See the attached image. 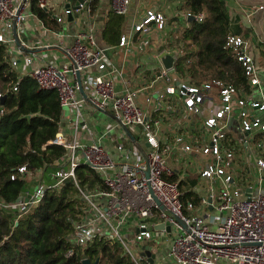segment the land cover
<instances>
[{
	"label": "built area",
	"instance_id": "built-area-1",
	"mask_svg": "<svg viewBox=\"0 0 264 264\" xmlns=\"http://www.w3.org/2000/svg\"><path fill=\"white\" fill-rule=\"evenodd\" d=\"M31 1L0 0V43L7 47L10 66L15 72L18 62L10 59L11 44L18 39L21 25L32 15L29 12ZM94 1L82 0L75 5L69 3L54 16L62 25L55 31L60 40L58 45L68 61L60 64H38L28 75L35 79L40 89L56 90L62 107L75 106L79 116L81 103L104 112L111 111L114 126L122 132L118 135L117 146L120 157L115 160L101 140L83 144L77 139L70 142L63 133L57 135L51 142L63 145L67 153L55 162L59 167L51 174L54 178L52 184L38 183L27 200L24 195L13 203L0 200V207L15 208L19 211V216L27 213L42 200L47 188L60 189L65 179L75 178L76 169L80 165H86L100 173L106 189H81V195L88 203L90 211L77 225L74 241L76 245H87L95 236L105 235L112 242H120L134 264H150L147 256L141 254L144 251L141 244L146 243L154 256V264H165V257H159L160 249H156L160 241L168 242L171 236L173 245L167 258L175 261V264H264V196L254 195L257 186H264V121L254 113L256 108L264 111V79L260 76L257 62L250 52L249 41L233 33L227 37V46L244 66L245 76L249 80V91L234 83L215 79L204 84L181 80L178 86L169 84L156 92L159 99L175 94L180 96L189 112L201 113L204 111V104L209 108L208 116L203 120V129L209 134L210 142H190L183 146V151L209 156V163L200 167L201 177L220 180L222 188L216 189L212 186L209 197H202L199 206L193 201L185 205L182 201L181 181L173 178L176 171L168 160L172 144L161 142L158 138L163 122L149 118L137 103L136 99L144 89L118 93L111 77L93 71H104L109 64L107 53L97 44L96 29L90 22L76 30L72 43L67 45L63 42L66 18L74 11L90 10ZM109 2L114 12L122 15L130 7V0ZM37 4L45 10L50 7L48 0H38ZM259 8L264 9V5ZM33 15L39 17L36 13ZM190 15L189 12L188 16ZM194 17L203 21L206 13L200 12ZM153 20L160 28L164 27V17L149 11L147 17L135 25L134 30L150 32V22ZM131 38L130 34L122 36L120 44L128 46ZM19 46L18 51L23 53L29 48H37L23 42ZM50 46L40 45L38 48L46 49ZM35 55L36 51L26 54L29 64L33 62ZM182 55L180 49L175 50L176 60ZM116 71L115 68L112 70ZM166 74L164 71L163 75ZM13 88L16 90L18 87L13 85ZM214 89L218 91L217 99L211 95ZM79 91L82 93L80 98ZM256 93H260L261 97ZM5 94L6 91L0 88V98ZM151 99L152 96L147 101L150 102ZM236 110L238 112L235 114ZM4 113L5 108L0 104V118ZM233 115L239 123V146L227 145V134L233 123ZM139 127L149 144L148 151L132 144L136 141L133 132ZM83 128L88 130L87 125H83ZM256 131L261 132L259 140H256ZM90 134L94 136L95 132L90 130ZM109 134L110 131H106L104 135ZM182 140L181 136H177L173 142ZM256 141L258 151L253 153V158L257 176L255 180L246 183L243 179L244 173L251 171H238V154L240 146H244L246 152H252ZM127 143L132 144L131 148H128ZM19 172L23 176L32 173L28 165L19 167ZM15 177L13 174L12 180ZM247 188H252L251 200L245 196ZM241 194L244 195V200L235 201L231 212L227 214L232 197H240ZM209 206L213 208L211 213L196 212ZM134 223V239L140 244L137 251L130 247L122 234V228ZM159 223H164L165 226L157 230L155 225ZM168 226L171 227L170 231L167 230ZM75 251L74 246L67 252V256L74 255Z\"/></svg>",
	"mask_w": 264,
	"mask_h": 264
},
{
	"label": "trees",
	"instance_id": "trees-1",
	"mask_svg": "<svg viewBox=\"0 0 264 264\" xmlns=\"http://www.w3.org/2000/svg\"><path fill=\"white\" fill-rule=\"evenodd\" d=\"M37 2L31 1L33 12L49 23L50 12ZM185 2L193 15L205 12L206 17L203 21L191 20L179 35L184 54L177 61V72L198 83L216 79L233 82L249 91L244 66L227 46L232 21L226 1ZM124 18L122 14L111 13L103 30L107 43L120 40ZM13 85L18 88L14 90ZM0 88L6 91L0 98L5 108L0 118V200L13 203L28 186L19 167L26 164L30 171L42 168L48 181V172L59 167L54 162L67 153L63 145L51 142L62 128L63 107L56 90L40 89L31 75L19 79L10 66L7 47L1 43ZM13 174L16 177L12 180ZM196 180L191 175L181 183L185 205L189 201L200 203L198 193L191 187ZM81 189L102 190L106 184L100 173L80 165L75 178L65 179L60 189L47 188L31 211L19 216L15 208L0 207V264H82V258L91 262L99 258V264H134L120 242H112L104 235L95 236L87 245H76L77 225L90 211ZM74 246V255L67 256Z\"/></svg>",
	"mask_w": 264,
	"mask_h": 264
},
{
	"label": "crops",
	"instance_id": "crops-1",
	"mask_svg": "<svg viewBox=\"0 0 264 264\" xmlns=\"http://www.w3.org/2000/svg\"><path fill=\"white\" fill-rule=\"evenodd\" d=\"M48 1L50 7L47 11H49L51 15V19L48 21L49 23H45L40 17H35L33 15L35 12H33L30 4L29 12L32 13V15L30 14L28 19L21 25L18 31V39L11 44L12 53L10 59H16L18 62V68L16 70L18 77L30 74L33 68L38 64L43 65L49 62L60 64L68 61L58 45L60 40L55 31V29H60L62 25L56 21L54 16L60 13L64 5H68L69 3L75 5L79 0H74V2H70V0ZM225 1L232 21V33L240 35L245 40L249 41L250 52L257 62L260 76L264 79V9L259 8L261 5H264V0ZM149 11L161 14L164 17V27L160 28L159 24L153 20L150 22V32L141 33L135 31V25L143 21L147 17ZM189 12L188 8H186L185 0H130L128 12L123 15L125 18L120 39L122 36H128L129 34L132 38L128 46H122L120 40L107 43L103 39V30L110 19L111 13L116 12L111 8L109 0H95L90 10L84 9L81 11H74L73 14L66 18V23L64 24L66 33L63 42L67 45L72 43L76 30L80 26H84V24L88 22L94 25L97 44L106 51L109 66L104 71L98 69H94L93 71L97 74L111 77L114 80L118 93L144 89L136 100L149 118L159 119L163 122L158 133V138L161 142L172 144L171 152L168 154V160L176 171V175L173 178L178 179L182 183L187 178L191 177V175L196 176V184L191 186L189 183V186L193 187L198 193L201 203L202 197H209L211 187L213 186L216 189H221L222 182L218 179L213 181L201 177L200 167L209 163V156L197 154L195 152L186 153L183 151V146L190 142H210L209 134L203 129V120L208 116L209 108L207 104H204V111L201 113L189 112L180 96L175 94L159 99L156 93L157 90H162L169 86V84L178 86L181 80L191 81L186 77H182L177 72L176 65L179 59L176 60L175 58L176 63L174 67L168 70L165 68L160 58L161 54L166 51H172L174 57L176 49H180L183 52L181 48L183 42L178 37L191 23L188 16ZM191 15L193 14L191 13ZM66 24L69 26L73 25L74 32L70 31L69 28L67 29ZM21 42L37 48H35V50L29 48L25 50L24 53L19 52L17 48L20 47L19 44ZM49 44L51 45L49 48H38L40 45ZM32 51H36V55L34 56L33 62L29 64L26 54ZM114 68L117 69L116 72H112ZM164 71L167 72L166 75H163ZM191 82L198 83L196 81ZM204 83L205 82L199 84ZM217 94L218 91L214 89L211 95L217 99ZM256 95L260 97L258 93H256ZM81 96L82 93L79 91L78 97L80 98ZM151 96L152 99L148 102L147 98ZM80 108L81 115L79 116L75 106L63 107L62 128L59 132L63 133L70 142L77 139L78 142L83 144H90L93 140H101L113 158L118 160L120 157V153L117 149L119 144L118 135L122 133L121 129L115 128V126L113 130L112 127L108 128L109 123H105V120L103 121L101 118H111L113 121L111 111L104 112L86 103H81ZM256 110H258V108L254 109L255 115ZM237 112L238 110H236L235 114ZM234 119L237 120L235 115L232 116L233 123L227 134L228 146H239L237 140L239 138V131L234 129ZM77 123L79 124L78 129ZM83 125H87L88 130L84 129ZM90 130L95 132L94 136L90 134ZM106 131H110L108 136L104 135ZM133 136L136 139V141L132 143L134 147L138 145L144 151L150 149L145 136L142 134L141 127H139L136 132H133ZM177 136L183 138L182 142H173ZM260 136L261 132L256 131V140H259ZM132 144L127 143L128 148H131ZM257 151V141L252 152H246L245 147L240 146L238 154L240 162L237 169L238 171H251L250 173H244L243 179L246 183L255 180L257 176V172L255 171V159L253 158V153ZM43 172L44 170L41 168L32 170V173L30 172L28 175L22 176L28 181V184L32 185L33 189L38 183L51 185L54 181V178L51 176L53 170L48 172L50 178L48 181L43 177L46 172ZM204 182L209 183L210 186H204ZM216 184L217 186H215ZM25 192L28 194L33 193L29 190ZM20 196L22 195L20 194ZM200 203L197 204V206H199ZM212 211L213 208H210V206L196 210L198 213H211ZM129 226H133V224ZM129 226L127 225L126 227L130 230ZM139 245L138 243V246ZM145 245L147 244L142 243L141 247L143 248Z\"/></svg>",
	"mask_w": 264,
	"mask_h": 264
},
{
	"label": "rangeland",
	"instance_id": "rangeland-1",
	"mask_svg": "<svg viewBox=\"0 0 264 264\" xmlns=\"http://www.w3.org/2000/svg\"><path fill=\"white\" fill-rule=\"evenodd\" d=\"M70 2H74V0H70ZM68 28L70 29V31L74 32V26L73 25L72 26L67 25V29ZM258 95L261 97V94L260 93H258ZM256 115L262 121H264V111L258 109V110H256ZM101 118L103 119V121L105 120V123H107V122L109 123L108 124V128H111L112 127V130L116 128V127L113 128L114 125H115V123H114V121H112L111 118L110 119H107L105 117H101ZM234 124H235L234 125V129L237 131L238 130V124L239 123L235 119H234ZM205 185L210 186L209 183H207V182H204V186ZM215 186H217V184ZM26 189L29 190L30 192H33L34 191L32 185H30V184H28V186L26 187ZM259 194H261V195L264 196V186H262L261 188L259 186H257L256 190L254 191V195L257 196ZM97 199H99V197H97ZM239 200H244V195L243 194H241L240 197H237V196H233L232 197L231 204H230V208L228 209L227 214L231 212V208H232L234 202L235 201H239ZM220 214H224V213H220ZM129 227H130V230L126 226H125V228H122V234L124 235L125 239L129 242L130 247L133 250L137 251V249H138V242H136L135 239H134L135 232H136V226L133 225V226H129ZM128 230H129V232L127 233ZM172 243H173V241H172L171 236H169L168 242L167 241H164V242L161 243V241H160L158 243V246H157V249L156 250L160 249V251H159V257H161V256L162 257H165V259H166L165 260V262H166L165 264H175L174 263L175 261H172V260H170V259L167 258L168 255H169V253H170L171 247L173 245Z\"/></svg>",
	"mask_w": 264,
	"mask_h": 264
},
{
	"label": "water",
	"instance_id": "water-1",
	"mask_svg": "<svg viewBox=\"0 0 264 264\" xmlns=\"http://www.w3.org/2000/svg\"><path fill=\"white\" fill-rule=\"evenodd\" d=\"M79 1H82V0H79ZM79 1H77V4L79 3ZM189 19H190V20L195 19L194 15H190V16H189ZM160 58H161V61H162L163 64H164L165 68L168 69V70L171 69V68H173L174 65H175V63H176V62H175L174 53H173L172 51H166V52H163V53L161 54ZM81 91H82V90H81ZM61 134H62L61 132H58L57 135L60 136ZM147 175L149 176V171H147ZM251 191H252V188H247V189H246V192H245V196H246L249 200H251V195H252ZM21 195L27 196L25 200H27V199L29 198V196H30V195H29L27 192H25V191L22 192ZM20 199H21V198L18 197V198H17V201H19ZM209 200H210V202H212V200H211L210 198H209ZM210 208H212V206H210ZM16 224H17V222H16ZM164 226H165L164 223H159V224H156V225H155V228H156L157 230H160V229H163ZM167 230L170 231V230H171V227L168 226V227H167ZM143 249H144V251H142L141 254L144 255V256H147V261H149L150 264H154V262H155V261H154V256H153V254L151 253L150 247L147 246V245H145V246H143ZM98 262H99V258H97L94 262H91V260H90L89 258H84V259L81 261L82 264H99Z\"/></svg>",
	"mask_w": 264,
	"mask_h": 264
}]
</instances>
